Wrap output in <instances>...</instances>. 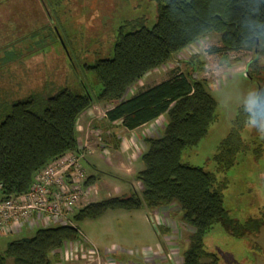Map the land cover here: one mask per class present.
Listing matches in <instances>:
<instances>
[{"label":"trees","instance_id":"obj_1","mask_svg":"<svg viewBox=\"0 0 264 264\" xmlns=\"http://www.w3.org/2000/svg\"><path fill=\"white\" fill-rule=\"evenodd\" d=\"M150 1L156 9L154 24L147 28L144 18L125 24L131 29L119 30L112 57L86 67L100 85L94 98L88 93L74 94L61 89L46 98L29 96L12 102L3 110L0 200L27 193L36 176L52 161L68 153H81L76 123L95 103L112 104L99 126L105 131L107 144L115 148L119 140L108 132L113 123L119 122L132 131L164 117L159 135L143 139L145 149L139 156L143 168L134 176L141 190L88 203L75 211L70 220L72 223L94 220L106 211L115 210L155 212L173 205L178 209L180 223L191 230L181 253V264H218V257L205 251L204 236L215 225L234 238L257 235L264 229V210L259 217L238 222L223 205L222 190L227 182H219L215 173L181 162L182 152L196 147L215 121V99L205 82L193 78L190 71L129 98L126 93L146 74L210 35L219 39L217 51L223 62L228 61L229 54L251 52L245 72L258 87V103L252 110L240 108L213 157L216 170L228 171L237 154L246 149L241 137L243 128L251 120H264V0ZM6 2L10 0H0V5ZM37 3L42 4L41 0ZM49 30L53 31L51 27ZM55 38L65 50L63 38L56 35ZM98 179L90 175L83 187L94 185ZM80 239L74 225L38 228L31 237L8 242L0 254V264H7L9 259L12 264H56L64 245Z\"/></svg>","mask_w":264,"mask_h":264},{"label":"rangeland","instance_id":"obj_2","mask_svg":"<svg viewBox=\"0 0 264 264\" xmlns=\"http://www.w3.org/2000/svg\"><path fill=\"white\" fill-rule=\"evenodd\" d=\"M41 2L39 6L37 0H10L0 5V115L12 102L29 96L46 98L61 89L88 93L94 98L100 85L86 67L112 57L119 30L131 29L125 24L144 18L145 26L150 28L156 14L150 0ZM43 25L49 28L42 30ZM53 33L63 38L65 50ZM219 46L217 36H207L146 74L128 89L126 97L188 71L193 78L205 82L217 103L215 121L196 147L182 152L181 162L215 173L219 182L226 181L223 205L233 219L244 223L264 210V120H251L241 131L246 149L237 154L233 167L224 173L216 170L213 157L240 108L252 110L258 103V87L245 74L252 53H232L223 62ZM110 107L109 103H95L77 120L78 149L86 158L80 165L88 177L99 179L92 189L83 191L75 211L108 197L139 192L141 186L134 176L143 168L139 160L145 149L143 139L158 136L165 123V118L160 117L132 135H121L110 127V135L118 140V134L126 141L115 148L107 144L109 140L99 126ZM177 212L173 205L155 212L115 210L94 220L72 223L81 239L68 243L72 251L65 254L63 248L59 257L62 259L56 264H181L191 230L180 223ZM43 227L36 224L16 233L0 234V254L8 242L31 237ZM203 242L205 251L218 257V264H264V229L257 235L234 238L215 225ZM7 264H12L10 259Z\"/></svg>","mask_w":264,"mask_h":264},{"label":"built area","instance_id":"obj_3","mask_svg":"<svg viewBox=\"0 0 264 264\" xmlns=\"http://www.w3.org/2000/svg\"><path fill=\"white\" fill-rule=\"evenodd\" d=\"M82 159L81 153H68L40 171L27 193L0 200V234L16 233L23 225H72L70 217L79 207L83 191L92 189L83 187L88 176L80 165ZM70 246L64 245L65 254L72 251ZM93 252L98 255L94 248Z\"/></svg>","mask_w":264,"mask_h":264},{"label":"crops","instance_id":"obj_4","mask_svg":"<svg viewBox=\"0 0 264 264\" xmlns=\"http://www.w3.org/2000/svg\"><path fill=\"white\" fill-rule=\"evenodd\" d=\"M134 95V94H133ZM133 95H130V97L131 96H133ZM127 98H129V97H127ZM111 108V107H110ZM106 112V111H105ZM158 120V119H157ZM156 120V121H157ZM156 121H154V122H156ZM154 122H152V123H154ZM152 123H149V124H146V125H144V126H141V127H139V128H137V129H135V130H132V131H128V130H126V129H124L122 126H120V123L119 122H116V123H113V125H112V127L113 128H115V129H117V130H119L120 131V133H121V135L123 134V133H128L129 135H132L133 133H135V132H137V131H139L140 129H142L143 127H146V126H149L150 124H152ZM114 134V133H113ZM104 136H106L105 134H104ZM117 137H118V140H119V144H120V146H123L124 145V143L126 142L125 141V139H124V137H120L118 134L116 135ZM142 136V135H141ZM140 136V137H141ZM142 138H143V136H142ZM126 144V143H125ZM109 145V144H108ZM122 148V147H121ZM119 149V148H118ZM141 169H139V171H140ZM23 227H25V225H23ZM59 261H61V258H59Z\"/></svg>","mask_w":264,"mask_h":264},{"label":"water","instance_id":"obj_5","mask_svg":"<svg viewBox=\"0 0 264 264\" xmlns=\"http://www.w3.org/2000/svg\"><path fill=\"white\" fill-rule=\"evenodd\" d=\"M245 74H246V72H245Z\"/></svg>","mask_w":264,"mask_h":264}]
</instances>
